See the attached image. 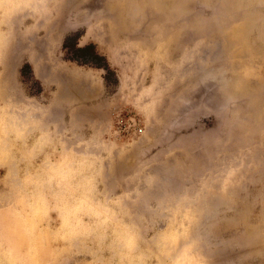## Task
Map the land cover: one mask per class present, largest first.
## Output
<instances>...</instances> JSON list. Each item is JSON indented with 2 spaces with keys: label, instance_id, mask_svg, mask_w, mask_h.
<instances>
[{
  "label": "rangeland",
  "instance_id": "1",
  "mask_svg": "<svg viewBox=\"0 0 264 264\" xmlns=\"http://www.w3.org/2000/svg\"><path fill=\"white\" fill-rule=\"evenodd\" d=\"M0 264H264V0H0Z\"/></svg>",
  "mask_w": 264,
  "mask_h": 264
},
{
  "label": "trees",
  "instance_id": "2",
  "mask_svg": "<svg viewBox=\"0 0 264 264\" xmlns=\"http://www.w3.org/2000/svg\"><path fill=\"white\" fill-rule=\"evenodd\" d=\"M83 32L67 34L64 37L62 48L65 51L64 58L80 66L103 70L106 86L118 85L119 78L116 71L112 68L109 59L101 53L96 43L80 45L79 40Z\"/></svg>",
  "mask_w": 264,
  "mask_h": 264
}]
</instances>
